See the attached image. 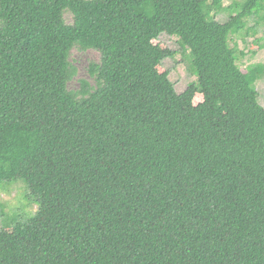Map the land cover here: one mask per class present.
I'll use <instances>...</instances> for the list:
<instances>
[{"label":"trees","instance_id":"16d2710c","mask_svg":"<svg viewBox=\"0 0 264 264\" xmlns=\"http://www.w3.org/2000/svg\"><path fill=\"white\" fill-rule=\"evenodd\" d=\"M213 1L0 0V184L38 207L0 227V264H264V62L231 45L264 0ZM75 47L100 60L73 90Z\"/></svg>","mask_w":264,"mask_h":264},{"label":"rangeland","instance_id":"374dc122","mask_svg":"<svg viewBox=\"0 0 264 264\" xmlns=\"http://www.w3.org/2000/svg\"><path fill=\"white\" fill-rule=\"evenodd\" d=\"M234 1L224 0L223 5H231ZM217 3V0L213 1ZM66 20L71 23L73 16L70 12L65 14ZM230 12H221L217 19L225 22L229 19ZM259 39L260 44L264 43V24L255 23L254 19H248V26L240 35L233 36L231 45L238 44L239 49L246 55L240 57L238 64L243 70H247L250 65L264 62V47L253 42ZM153 43L165 54V60L158 66L159 71L168 70L170 78L175 84L178 92H183L194 81L197 76L191 68V61L188 50H183L177 36L162 34L154 39ZM100 60V53L95 49H80L75 47L71 52V61L77 68L75 77L70 81V89L76 90L80 87L82 79L93 82L89 74V65L93 61ZM256 93L259 102L264 106V76L256 81ZM204 100L203 93H196L194 103L198 104ZM28 188L23 181L12 184H0V227L5 226V221L10 220L15 215H32L37 210V204L27 198ZM5 228H7L5 226Z\"/></svg>","mask_w":264,"mask_h":264}]
</instances>
